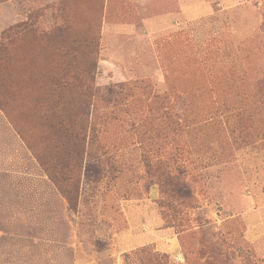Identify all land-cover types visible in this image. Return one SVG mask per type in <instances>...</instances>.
I'll return each instance as SVG.
<instances>
[{"label":"rangeland","instance_id":"obj_1","mask_svg":"<svg viewBox=\"0 0 264 264\" xmlns=\"http://www.w3.org/2000/svg\"><path fill=\"white\" fill-rule=\"evenodd\" d=\"M262 79L264 0H0V264H264Z\"/></svg>","mask_w":264,"mask_h":264},{"label":"trees","instance_id":"obj_2","mask_svg":"<svg viewBox=\"0 0 264 264\" xmlns=\"http://www.w3.org/2000/svg\"><path fill=\"white\" fill-rule=\"evenodd\" d=\"M57 35H58V37L60 38V39H63L64 40V37H63V35H62V32H61V30L60 29H57ZM74 51H78L77 49H76V47L74 46V42H71V44H70V46H69V53H71V52H74ZM93 79V78H92ZM70 80H74V78H70L69 80H68V78H67V76L66 75H64L60 80H58V82L61 84L60 86L62 87V86H66V85H68V81H70ZM75 80L77 81V79L75 78ZM261 86H264V79H262L261 80ZM59 92L60 91H63V90H58ZM260 92L262 93V95H264V90H260ZM78 100L80 101V103H82V104H88V105H90V106H92V104L94 103V102H96V90H93V88L91 87V89L89 90V88L88 89H85V90H80V93L78 94ZM86 110H87V114L83 117V119L85 118V117H87L88 115H90V114H93L94 113V108H86ZM75 118H73V117H67L66 119H65V122H67L70 126H73V125H71L75 120H74ZM69 202H70V205H71V208L72 209H75L76 208V205H75V203H73V201H72V199L71 198H69Z\"/></svg>","mask_w":264,"mask_h":264}]
</instances>
